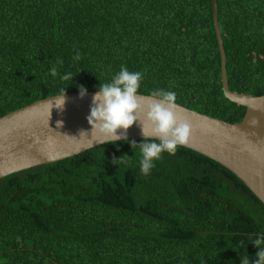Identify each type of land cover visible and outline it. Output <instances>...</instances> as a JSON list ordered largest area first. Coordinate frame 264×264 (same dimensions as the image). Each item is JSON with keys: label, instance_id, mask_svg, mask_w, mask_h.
Listing matches in <instances>:
<instances>
[{"label": "trees", "instance_id": "1", "mask_svg": "<svg viewBox=\"0 0 264 264\" xmlns=\"http://www.w3.org/2000/svg\"><path fill=\"white\" fill-rule=\"evenodd\" d=\"M215 2L227 89L264 95V0ZM122 66L143 72L140 95L173 91L196 113L230 124L243 116L220 89L209 0H0V116L63 89L98 91ZM143 141L0 179V264L255 260L264 207L242 182L181 146L144 175ZM125 154L128 163H113Z\"/></svg>", "mask_w": 264, "mask_h": 264}, {"label": "water", "instance_id": "2", "mask_svg": "<svg viewBox=\"0 0 264 264\" xmlns=\"http://www.w3.org/2000/svg\"><path fill=\"white\" fill-rule=\"evenodd\" d=\"M209 2L219 55L220 89L223 97L236 106L243 107L244 113L238 123L230 124L177 105V115L181 119H187L192 125L188 144L181 147L200 154L231 172L264 207V95L252 97L227 89L216 2ZM96 92L87 91L83 98L80 93L65 94L63 110L53 106L51 115L48 101L60 95L34 101L0 116V179L106 144L98 142L102 139L99 136L95 140L91 139L92 129L87 121L92 97ZM141 96L146 100L151 98ZM57 121H62L63 126L58 128ZM81 131L88 135L80 137ZM126 136L127 139L119 141L144 139L139 121L127 130Z\"/></svg>", "mask_w": 264, "mask_h": 264}, {"label": "clouds", "instance_id": "3", "mask_svg": "<svg viewBox=\"0 0 264 264\" xmlns=\"http://www.w3.org/2000/svg\"><path fill=\"white\" fill-rule=\"evenodd\" d=\"M79 59V53L76 55ZM57 63H62L57 61ZM53 77L60 73L55 65L51 68ZM143 72H131L126 66H122L115 74L111 82L100 84L99 90L92 97L90 115L87 121L91 126V139L101 137L100 143H115L121 139H127V130L137 121L141 126L144 141L139 144L141 152L140 171L144 175L150 174L155 167V161L161 159L162 153L175 155L178 146H186L192 133V125L187 119H181L177 115V96L173 91L156 89L151 92V98L145 99L138 95L141 86ZM62 80H73L71 73L60 77ZM80 97L86 94L84 86L79 88ZM51 109L55 106L61 111L66 103L65 89L62 95L49 99ZM49 115V119H50ZM63 122L57 121V127H62ZM150 127V131L148 128ZM88 135L81 131L80 137ZM153 137L151 141L148 139ZM156 140L159 143L155 142ZM133 144H135L133 142ZM132 144V146H133ZM129 156L124 155L113 163H128ZM243 241L241 244L243 245ZM259 250L256 259L249 261L248 257L241 258V264H264V236L258 235L251 241Z\"/></svg>", "mask_w": 264, "mask_h": 264}]
</instances>
